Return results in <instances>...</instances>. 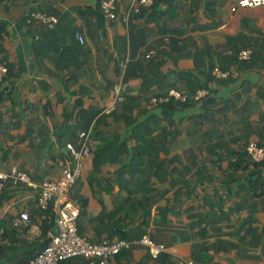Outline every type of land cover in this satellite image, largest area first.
Here are the masks:
<instances>
[{
    "label": "crops",
    "instance_id": "obj_1",
    "mask_svg": "<svg viewBox=\"0 0 264 264\" xmlns=\"http://www.w3.org/2000/svg\"><path fill=\"white\" fill-rule=\"evenodd\" d=\"M99 2L0 0V22L5 27L0 35V59L9 68V76L0 87V170L9 172L17 167L37 183L58 178L61 174L58 156L67 152L66 143L73 137V131H81V112L99 111L90 125L93 129L113 102L116 84L125 83L131 95L140 93L143 79L136 65L150 60L146 57L149 51L156 52L154 44L161 38L155 32L158 25L154 20L135 19L137 14L132 9L140 5L139 0H118L119 12L133 16L130 23L133 31L129 23L107 19L104 30L93 33L91 25L97 19ZM175 2L177 8H172V12L180 13L174 20L189 19L178 26L187 31L183 37H190L194 47L207 50L216 65L220 64L218 54L234 50L250 48L254 53L260 50L264 54V5L234 8L237 0ZM33 9L55 14L58 23L54 28L36 22L28 24L26 15ZM150 29L153 32L144 43V34ZM78 30L85 35V44L75 37ZM122 37L128 39L126 55L132 64L126 76L118 65L123 52L119 42ZM166 37L161 39L166 41ZM98 52L102 53L100 60ZM210 67L207 56L203 59L199 56L197 60L184 57L177 62L166 58L161 67L169 83L165 91L179 83V71L191 72L206 84ZM231 69L238 74L235 66ZM263 69L262 66L249 68L237 82L217 84L215 92H209L183 111L159 113L155 133L158 136L166 128L167 135L159 137L158 141L164 142L159 154L148 156L157 163L150 170L146 197H153L156 203L151 206L150 227L145 234L167 246V251L159 257L153 258L148 246L139 242L140 238H130L132 229L141 221L138 215L132 216L131 209L123 220L108 218L121 206H134L137 198L141 199L134 197L130 205L128 197L134 193H127L124 184L116 181L118 164L108 161L94 175V154L84 159L83 175L71 191L73 201L80 208L82 235L95 242L122 236L131 242L121 255L111 259V264H181L182 258L194 260L197 244L203 247L200 261L194 260V264H264V162H252L246 153L248 143L260 140L264 133H257L264 128V78L260 75ZM243 76L250 78L249 89H243ZM236 96L239 100H235ZM222 97L234 99L237 107L249 100L250 128H246L253 131L247 137L241 124L228 127L235 114L231 108H225L220 115L221 123L217 124L223 134L212 140L224 145L217 151L210 147L209 152L204 135L191 132L189 126L194 114L208 109ZM154 98L157 97L153 96L149 103L143 102L132 117L141 119L144 111L157 109ZM116 128L118 138L112 137ZM126 131V124H114L112 117L99 122L98 132H102L103 139L110 146L117 144L116 148L106 149L109 157L117 153L123 160L130 157L119 150L121 143L135 149L140 146L124 134ZM105 132L111 135H104ZM92 140L94 150L103 144L98 137ZM143 152L137 150L135 157ZM157 159L166 161V174L157 169ZM38 193V187L22 185L0 190V264H29L32 260L35 251L30 242L43 238L28 240L24 231L14 228L11 221L28 209L32 219L42 225L45 216L39 215ZM157 206L166 208L167 228L154 224L160 215ZM190 223H195L192 228ZM60 264L87 262L84 258H72Z\"/></svg>",
    "mask_w": 264,
    "mask_h": 264
},
{
    "label": "trees",
    "instance_id": "obj_2",
    "mask_svg": "<svg viewBox=\"0 0 264 264\" xmlns=\"http://www.w3.org/2000/svg\"><path fill=\"white\" fill-rule=\"evenodd\" d=\"M101 2V0H100ZM99 2V3H100ZM172 8H177L175 0H154L153 4L149 7H141L139 12H134L137 14L135 16V19H149L154 20L158 28L155 32L158 36L165 37L168 35V40L164 41V39H159L155 42V48L156 52L155 55L150 57V60L147 63H137L136 68L139 70V75L143 79V86L141 88V91L137 95H131L129 93L124 94V98L120 101H118L115 105V107L110 112H104L97 120L96 126L92 129L90 127L92 121L99 115V111L96 109H91L89 111H82L80 115V120H83L81 131L87 130L89 131L90 138H96L98 137L100 141H102V145L98 146L97 149L95 148L94 153V171L93 174L96 175L99 173L102 165L108 161L112 163L118 164V170L116 171V181L121 185L124 184V187L127 189L126 192L129 194L134 193L133 197L129 198L130 205L133 204L134 197H140L141 199H138V202L131 207L121 206L117 209L115 213H113L111 216H108V218H116L118 217L119 220L125 219L126 214L128 213V210H132L134 217H137V215L140 217L141 221L140 224L132 229V232L130 234V238H141L143 237L146 232L147 228L150 227V221H151V214L150 209L151 206L156 203V200L153 197H146V194L149 192L148 189V180L150 177V170L154 168L157 162H153L154 160H151L148 156H157L159 154L160 148L162 149V145L164 142L158 141L161 137H165L167 135L166 128H162L161 132L157 134L155 133L158 128V116L160 112H177V111H183L186 108L193 105V103L199 102L201 98L196 99V93L200 89H208L209 92H215L217 88L215 87L218 85H229L232 82H237L240 80L241 75L247 71L249 68H253L256 66H262L264 67V54L260 50H255V53L253 52L252 56L249 59H240L239 58V50H234L230 52L229 54H218V60L220 62L219 65H216L213 61L212 55L207 50H200L196 47H194V43L190 37H183L185 32H187L184 29H179L178 26L182 24L185 21H189L188 18L185 20H174V17L178 15V11L172 12ZM133 10V9H132ZM28 14V13H27ZM131 14V13H130ZM129 14L128 22L131 23V20L133 18L132 15ZM96 20L91 25V30L93 33H97L99 30H104V25L107 20V18L104 16V14L101 11V5H99L98 11L96 12ZM116 20V19H113ZM26 21H27V15H26ZM28 24L35 23L34 21ZM37 23V22H36ZM163 24V26H162ZM130 24V29H131ZM166 27H165V26ZM131 31H133L131 29ZM5 32L4 25L0 22V35H2ZM153 32L152 29L148 30V32H145L143 37V42H147L148 36L150 33ZM92 35V34H91ZM95 40V39H94ZM120 45L123 47V52L121 53L120 58L118 59V65L121 70V61H126V67H125V76L129 75L130 68L132 66L131 63L127 60V46H128V39L125 37L120 38ZM81 44V43H80ZM98 60L101 59L102 53L98 52ZM108 57H111V54L107 55ZM194 57L195 60L201 57L203 59L205 56H207L210 60V71L207 73L206 80L208 81L206 84L201 83L200 80L194 77V74L188 71H179V83L172 85L173 87L170 89L178 90L182 95L186 96V100H181L180 98H177L176 96L170 95V90L168 89L165 91V88L169 86V83L166 80L165 75L162 72V65L164 64V61L166 58L172 59L174 62H177L178 59L184 58V57ZM197 67H198V62ZM232 66H235L236 70L238 71V74L231 69ZM215 67H219L221 70H229L230 75L225 78L217 77L213 74V70ZM129 68V69H128ZM9 76V74H8ZM245 77V76H243ZM8 78V77H7ZM6 78V79H7ZM250 79L249 77L243 78L242 85L243 89L250 87V82L247 80ZM213 84V85H212ZM153 85H156L155 88H152ZM2 87V85L0 86ZM209 94V93H208ZM207 95V94H206ZM155 96L158 99L164 98L167 100L157 101V109L155 110H146L143 112L144 116L141 119L133 118L132 114L133 112L141 108L143 102H150L152 97ZM204 97V96H203ZM235 100H239V97L236 96ZM234 99L232 98H225L222 97L218 101H215V103L209 107L208 109L196 113L192 116V121L189 126V130L191 132H199L204 135L206 144L208 145L209 152L217 151L221 147V145H224L223 142H217V139H215L214 142L212 140L215 138H220V136L223 134L222 130L217 128V124L221 123L220 115L224 113L225 108H231L234 111V118L229 121L230 128L235 126H244V129L242 131L243 134L247 133L245 136H249L253 129L247 130V128H250L249 126V115L250 111H248V106H251V103L247 99L240 107H237V104ZM158 110V111H157ZM108 117L113 118V123L116 124L118 122H124L127 126V131L124 133L126 136H128L131 139H135L139 142V147L135 148H129L127 147V144L123 146L121 143L119 146V150H122L124 154L130 155V157L125 160L121 158V156L117 157L119 155L118 153L114 157H109L106 153V149L110 147L116 148L117 144L114 143L112 146H110V143L108 141L103 139L102 132H98L99 130V122L101 121H107ZM247 126V128H246ZM160 128V127H159ZM91 129L93 130V134L91 133ZM229 129V128H228ZM117 132L112 134V137L118 138V129L116 128ZM233 130V129H231ZM254 129V131H256ZM80 132V131H79ZM78 133L73 131V137L71 138L70 142H75L78 138ZM264 132V128H260L257 130V133L260 135ZM105 134L111 135L109 132H105ZM110 137V136H109ZM260 141L262 142L264 140V133ZM91 138V139H92ZM69 142V141H68ZM145 145V146H144ZM211 147V149H210ZM247 148V147H246ZM137 150H145V152L140 153L139 157H135V153ZM120 152V151H119ZM247 156L248 152L246 150ZM246 156V155H245ZM250 158V157H249ZM158 165L157 169L160 171H165L164 174H166V164L165 160L163 159H157ZM250 161L254 163H262L263 161H254L250 158ZM162 169V170H161ZM159 174V172H156ZM124 175H128L125 177ZM169 175H172L170 172ZM141 195V196H140ZM159 199V198H158ZM157 199V200H158ZM127 203V204H129ZM159 209V218L154 221V224L160 227L167 228V225L169 224L167 221V213L166 208L157 206ZM51 210H48L47 212H43L40 209L39 215H44L45 218L41 222V227L43 230L42 234V240H38L35 243L30 242V247L32 251H35L34 256L39 253L50 241L49 232L54 231L55 228V213L52 210V206L50 208ZM125 213V214H124ZM80 218V217H79ZM119 223V222H118ZM195 224V223H194ZM193 223H190V227L192 228L194 226ZM80 234H82L81 230L79 229ZM124 237V238H123ZM151 239V235L149 236ZM127 239L128 237L122 236L121 239ZM201 247L203 245L197 244L195 251H194V260L200 261L199 254L201 252ZM125 250V249H124ZM124 250L119 253L118 255H121ZM163 254V253H161ZM160 254V255H161ZM116 255V256H118ZM159 255V256H160ZM33 256V257H34ZM158 256V257H159ZM195 263V262H194Z\"/></svg>",
    "mask_w": 264,
    "mask_h": 264
},
{
    "label": "built area",
    "instance_id": "obj_3",
    "mask_svg": "<svg viewBox=\"0 0 264 264\" xmlns=\"http://www.w3.org/2000/svg\"><path fill=\"white\" fill-rule=\"evenodd\" d=\"M140 5L134 6L133 11L139 12L143 5L149 7L154 0H139ZM101 11L107 19H120L128 22L129 15L120 13L118 10V0H101ZM264 5V0H237L234 8L255 7ZM58 16L41 10H30L27 14V21L37 22L54 28L58 23ZM75 37L81 44L86 43V37L82 31L78 30ZM168 40V37L165 38ZM253 54L250 48L241 49L240 59H249ZM155 55L151 50L146 54L150 58ZM124 70L126 61L120 63ZM9 74V68L5 61L0 59V86H4ZM213 74L220 78L230 75L229 70H221L215 67ZM264 78V69L260 71ZM114 100L105 111L110 112L116 103L124 98L127 92V86L119 82L113 88ZM208 89H200L196 93V99L208 94ZM170 95L176 96L181 100H186L178 90H170ZM167 100L164 98H154V101ZM67 152H62L58 156V162L61 167V174L58 178L45 179L42 182H35L29 173L20 169L13 168L9 172L0 170V190L6 186H29L38 187L39 193L36 198L37 208L43 212L52 210L55 213V230L49 232L50 241L37 255H35L29 264H60L62 261L72 258H84L87 264H111V259L121 253L124 249L130 247L131 242L124 239L103 240L99 242L91 241L79 232L80 208L73 201L71 191L77 181L83 175L84 159L94 154V142L90 138L89 131L82 130L78 134L75 142L66 143ZM249 157L254 161L264 160V140H251L246 148ZM14 228L24 231L25 237L30 241H35L42 237L43 230L39 223L32 219L28 209H25L14 216L11 221ZM139 242L148 246L153 258H157L161 253L167 251L164 243H157L148 235L139 239ZM181 264H194L193 259L182 258Z\"/></svg>",
    "mask_w": 264,
    "mask_h": 264
},
{
    "label": "clouds",
    "instance_id": "obj_4",
    "mask_svg": "<svg viewBox=\"0 0 264 264\" xmlns=\"http://www.w3.org/2000/svg\"><path fill=\"white\" fill-rule=\"evenodd\" d=\"M145 236V235H144ZM142 238V237H141ZM153 240V239H152Z\"/></svg>",
    "mask_w": 264,
    "mask_h": 264
},
{
    "label": "water",
    "instance_id": "obj_5",
    "mask_svg": "<svg viewBox=\"0 0 264 264\" xmlns=\"http://www.w3.org/2000/svg\"><path fill=\"white\" fill-rule=\"evenodd\" d=\"M54 230H55V228H54Z\"/></svg>",
    "mask_w": 264,
    "mask_h": 264
}]
</instances>
